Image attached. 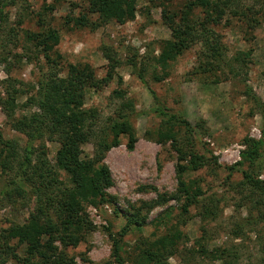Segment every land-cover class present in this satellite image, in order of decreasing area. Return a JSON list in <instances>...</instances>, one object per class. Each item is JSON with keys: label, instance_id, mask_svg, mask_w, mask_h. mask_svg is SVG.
<instances>
[{"label": "rangeland", "instance_id": "374dc122", "mask_svg": "<svg viewBox=\"0 0 264 264\" xmlns=\"http://www.w3.org/2000/svg\"><path fill=\"white\" fill-rule=\"evenodd\" d=\"M181 2L174 0L171 9L177 10ZM44 4L54 7L46 23L58 32L59 44L54 50L61 55L64 68L68 64H88L98 78H103L108 70L104 48L119 63L107 86L100 91L87 90L81 108L96 110L100 127L110 123L123 102H131L135 110L130 119L136 137L133 150L127 149L128 138L122 135L119 146L111 148L104 158L113 180L107 193L116 199V205L84 207L83 219L91 224L92 230L84 234V240L76 248L67 250L76 264H115L108 230L112 234L119 232L125 220L115 215L114 207L126 212L131 207L138 208L143 203L158 201L161 196L177 193L176 155L169 143L160 145L155 141L161 121L151 112L153 100L138 78L142 69L141 77L164 107L182 115L193 126H201L196 128V147L207 157L209 153L215 156L217 166H206L185 176L187 181H196L202 191L199 202L189 207L188 213L183 214L181 210L184 201L174 200L155 205L150 211L143 209L144 227L133 230L121 243L125 264H132L143 241L160 238L174 226L183 233L184 239L168 258L169 264H264V205L251 207L248 204L237 185L242 180L240 169L246 166H235L242 162L246 139L260 142L264 157L263 118L243 95L247 89L264 102V24L249 29L226 17L213 28L221 36L226 59L236 66L233 61L236 56L246 53L250 56L245 65L236 67V77L225 68H222L224 76L221 71L199 75L194 74L200 63L202 47L199 44L171 62L166 70L154 64L153 58L159 55L163 42L169 40L170 31L162 22L161 8L151 0L136 1L133 21L123 25L111 21L97 30L76 28L67 23L68 17L84 13L85 0H18L7 9V25L17 30V40L7 47L3 55L6 62L0 65V81L7 78L8 72L11 80L22 84L25 95L18 100L20 107L16 117L28 112V108L21 105L32 95L31 88L45 70V61L25 39L26 32H39L37 13ZM89 17L91 21L96 19V16ZM130 61H134L136 67H132ZM155 75L166 77L155 82ZM0 131L5 139L18 141L21 148L25 146L26 138L11 129L1 110ZM44 146L46 157L53 165L59 146L51 140H46ZM92 155V144L83 145L81 157L91 158ZM232 167L235 169L229 171ZM60 176L66 180L64 173ZM261 178L264 179V171ZM207 206H214L212 219H207L203 213ZM30 208L32 203L26 208L24 203L21 206L1 202L0 229L12 223L22 225ZM165 212L168 217H163Z\"/></svg>", "mask_w": 264, "mask_h": 264}, {"label": "trees", "instance_id": "16d2710c", "mask_svg": "<svg viewBox=\"0 0 264 264\" xmlns=\"http://www.w3.org/2000/svg\"><path fill=\"white\" fill-rule=\"evenodd\" d=\"M137 0H85L86 10L78 17H68L67 23L76 28H98L114 21L120 25L135 19ZM174 0H151L161 8L163 24L170 31V38L163 42L160 53L153 58L154 64L166 70L184 52L194 45H201L200 63L194 74H212L225 68L235 77L237 68L245 65L250 53L236 56L234 66L225 56L221 36L213 30L226 17L239 21L253 29L264 24V0H182L177 10L171 9ZM18 0H0V65L6 62L4 53L11 42L17 40V30L9 28L7 9L15 6ZM54 11L50 4H44L37 13L39 32L25 33L27 42L32 43L39 57L45 61L42 77L32 87V95L26 98L21 108L28 112L16 117L20 107L18 100L25 94L21 82L7 78L0 81V110L11 129L26 138L25 146L19 142L5 139L0 131V203L30 208L29 215L22 225L10 224L0 229V264L15 261L17 264H76L75 258L67 252L76 248L84 234L92 230L91 224L83 219L85 206H115L116 199L107 193L113 185L108 167L104 163L105 154L119 146L122 135L127 136V149L133 150L136 143L131 115L135 113L131 102H123L116 115L105 126H99V115L94 109H83L81 105L87 90L100 91L114 77L119 63L111 52L104 48L103 55L108 60V70L103 78H98L88 64H68L62 66L61 55L55 52L59 44L58 32L46 23V18ZM199 14V15H198ZM198 15V16H197ZM89 16H96L91 21ZM21 23V22H19ZM20 25V24H19ZM16 57V55H13ZM136 67L134 61H130ZM153 100L151 112L161 121L155 141L160 145L169 143L176 155L177 193L161 196L158 201L131 207L126 212L114 207L115 215H121L125 224L117 233H110L112 243L111 258L115 264H125L121 254V243L133 230L144 227L146 215L155 205H164L169 200L184 201L183 214L188 208L197 205L202 195L196 181H187L185 176L209 166L215 168L217 159L211 153L208 157L196 147V128L182 115L164 107L155 92L141 77ZM166 76H153L155 82ZM119 82H121L119 80ZM119 95L118 92H115ZM262 116L264 121V102L251 91L243 94ZM51 140L59 146L52 165L45 152V141ZM246 149L241 153L242 162L235 166L240 169L242 180L238 188L252 207L264 205V157L260 142L245 140ZM38 144V146H36ZM92 144L91 158H82V146ZM235 168H229L233 171ZM61 173L66 180H62ZM214 206L204 207L207 219L215 216ZM183 214L181 216H183ZM163 217H168L167 212ZM161 221H164L161 216ZM158 220V218H157ZM184 239L183 233L174 226L153 241L141 243L132 264H169L168 258L177 250ZM228 257V256H227Z\"/></svg>", "mask_w": 264, "mask_h": 264}]
</instances>
